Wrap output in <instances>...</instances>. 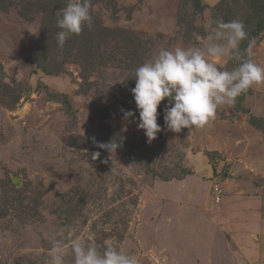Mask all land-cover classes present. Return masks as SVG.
<instances>
[{
  "label": "rangeland",
  "instance_id": "374dc122",
  "mask_svg": "<svg viewBox=\"0 0 264 264\" xmlns=\"http://www.w3.org/2000/svg\"><path fill=\"white\" fill-rule=\"evenodd\" d=\"M221 2L214 13L185 10L184 0H91L92 26L61 49L56 21L66 0H1L0 64L7 77L0 72V264H48L61 229L65 264H74L73 239L101 252L114 245L140 264H264V132L250 124L252 116L264 119V84L250 88L241 111L222 107L203 129L180 133L165 126V99L158 108L162 130L151 144L137 127L131 92L137 67L162 49H204L217 20L250 18L255 27L248 1ZM252 51L264 67V29ZM121 109L134 111L135 120L125 121ZM93 139L122 146L111 154ZM191 149L224 162L214 183L224 190L221 203L213 189L210 205L197 202L205 185L188 167ZM94 152L101 153L96 160ZM176 189L192 216L207 205L214 226L232 224L209 235L211 242L205 231L182 238L174 231L172 240L184 241L194 262L171 255L166 225L154 218L162 203L175 201ZM234 195L237 213L228 219L232 209L223 203ZM241 222L249 229L233 227ZM204 251L216 259L203 260Z\"/></svg>",
  "mask_w": 264,
  "mask_h": 264
},
{
  "label": "clouds",
  "instance_id": "9594fccd",
  "mask_svg": "<svg viewBox=\"0 0 264 264\" xmlns=\"http://www.w3.org/2000/svg\"><path fill=\"white\" fill-rule=\"evenodd\" d=\"M91 0H66V6L59 10L56 26L58 47L63 49L73 35L81 34L85 25L92 26ZM247 38L245 25L236 19L225 22L217 20L216 29L205 39V48L162 49L158 55L145 61L134 71L135 87L131 89L136 108L139 111L137 127L143 130L147 143L151 144L162 130L158 124V108L168 100L164 108V122L167 129L180 133L187 128L203 129L216 117L222 107H232L236 100L253 86L264 84V67L253 57V42L240 49ZM231 56L237 66L221 70L226 56ZM125 121L136 118L134 111L121 109ZM93 142L109 153L117 152L122 140L108 143ZM94 152L91 159L100 157ZM107 162V161H105ZM65 234L61 229L51 241L48 264H65ZM74 264H140L136 254H126L114 245L99 251L92 244L84 245L78 239L71 240Z\"/></svg>",
  "mask_w": 264,
  "mask_h": 264
},
{
  "label": "crops",
  "instance_id": "0c3cea01",
  "mask_svg": "<svg viewBox=\"0 0 264 264\" xmlns=\"http://www.w3.org/2000/svg\"><path fill=\"white\" fill-rule=\"evenodd\" d=\"M223 154H222V156H223ZM188 156H189V162H188L189 169L193 170V173H195L196 177L200 178L203 181V185H205V186H203V192H202L205 195L204 201H202L201 198L198 197L197 202L198 203L203 202V203L210 205L209 204L211 201V199H209L210 198L209 197L210 191L213 189L212 186L214 185V183H216L217 178L221 176L222 172L226 171V170H224L225 164H224V162H223V164H221L219 162V164L217 165L216 162H218V161H216V160L213 161L211 158H209L208 155L203 154V152H197V153L192 152V149H191V152L188 153ZM204 158H207L206 164L212 166V168L214 170V173H213L214 178H207V177L201 175V173L203 172V170L201 168L202 163H203L202 160ZM226 160L228 162V159H226ZM233 171H234L233 168L230 169L229 175H231L230 172H232V174H233ZM227 185H228V183H227ZM233 191L236 195H237V193H239V191H237V192L235 191V188ZM183 192L184 191L178 192L176 189L173 192L174 194L172 195L175 201H172V202H170V201L166 202L165 201L164 203L161 202L165 206L164 208H162V214L163 215L160 212L159 216L154 217V218L157 221L156 224L164 223L166 225L167 229L165 231H163L164 232L163 234L165 237V241L171 245V251H170L172 253L171 255L176 260H178V262H181V260L185 259V258L186 259L189 258V259H191V261L194 262L195 258H193L192 256L189 257L190 255L187 256L186 255L187 252H185L183 249L184 248V241L181 240V241H183V244H181L175 238L172 240L171 236L177 232L176 235L180 234L181 238L186 237V236L191 237L192 234H195L197 231L198 232L205 231L207 241L211 242L212 239H210L209 235L214 236L213 233H215V230H216V233L220 234L221 231L228 228L226 225L232 226V224L230 222H228V223H220V224L214 226L215 222L213 221V219H214L215 215H214V213H212V210L208 211V209L211 206H207V205L206 206H204V205L200 206L201 208L199 211H197L198 213L196 214V216H194V215L192 216V213L189 212V210L185 208L186 207L185 206V204H186L185 199L187 198V196H184ZM205 192H206V194H205ZM167 195L170 198H172L170 195V192H168ZM236 195L232 196L230 199L226 200V202L223 203L226 205L229 204V206L232 209L231 211H229L231 213L228 215V219L231 217V215H234L233 212L237 213V211H236L237 208L234 207V203L238 202ZM217 208H219V207H217ZM247 222H248V224L250 223V218L247 219L246 224H247ZM246 224L241 222V223H238V225H234L233 227L235 229L237 227L243 228V227H246V226H244ZM247 229H249V228H247ZM174 231H176V232H174ZM175 244L181 246L182 249L175 251L174 250ZM197 244L199 245V242ZM205 251L207 252L208 250H205ZM205 251L203 253V260L210 262V261L216 259V257L215 258H206L205 257V254H206ZM216 254H218V253H216ZM200 259H202V258H200ZM206 263L209 264L208 262H206ZM198 264H200V263H198Z\"/></svg>",
  "mask_w": 264,
  "mask_h": 264
},
{
  "label": "trees",
  "instance_id": "16d2710c",
  "mask_svg": "<svg viewBox=\"0 0 264 264\" xmlns=\"http://www.w3.org/2000/svg\"><path fill=\"white\" fill-rule=\"evenodd\" d=\"M184 1H185L184 3L185 10L191 7H195V9L198 12H201V11L203 12L205 8L210 7L209 5L204 4L203 0H184ZM221 1L215 7H210L212 9L214 8L213 9L214 13L215 11H218L222 8ZM246 1H248L251 4L252 11L250 14H253L252 17H254V20H255V27L250 25L251 19L247 18V20L245 21L246 23L244 24L245 31L247 33V38L244 41H242L240 44V49L242 53H243V50L248 47V44L250 41L253 42L255 39L259 40L263 37V29H264V20L262 18L263 17L262 12L264 13V0H246ZM132 38L134 39V36ZM236 66H237V62L233 60L232 57H230L226 65H224V69L231 70ZM0 72L2 73L3 77H7V74L4 73L3 67L1 64H0ZM250 94H251V90L249 89V91L246 94H243L237 98L236 103H235L236 109H239L240 111L242 110L241 104L245 100V97ZM53 97L56 98L55 96ZM66 103H69V101L67 100ZM250 120H251L250 121L251 123L250 122L249 123L254 128H258L259 130L264 132V119H260V118H256L252 116ZM188 172H190V170Z\"/></svg>",
  "mask_w": 264,
  "mask_h": 264
},
{
  "label": "water",
  "instance_id": "95a60500",
  "mask_svg": "<svg viewBox=\"0 0 264 264\" xmlns=\"http://www.w3.org/2000/svg\"><path fill=\"white\" fill-rule=\"evenodd\" d=\"M221 0H203L204 4L209 5L210 7H215ZM207 158H204L202 160V170L203 172L201 173V175L207 177V178H214V170L212 168V166L207 165Z\"/></svg>",
  "mask_w": 264,
  "mask_h": 264
},
{
  "label": "built area",
  "instance_id": "2783aa9c",
  "mask_svg": "<svg viewBox=\"0 0 264 264\" xmlns=\"http://www.w3.org/2000/svg\"><path fill=\"white\" fill-rule=\"evenodd\" d=\"M213 193H214V201L216 203H221L223 195H224V190L220 184L213 185Z\"/></svg>",
  "mask_w": 264,
  "mask_h": 264
}]
</instances>
